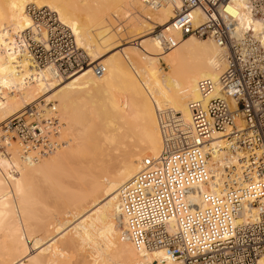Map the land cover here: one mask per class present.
<instances>
[{
  "label": "bare ground",
  "instance_id": "1",
  "mask_svg": "<svg viewBox=\"0 0 264 264\" xmlns=\"http://www.w3.org/2000/svg\"><path fill=\"white\" fill-rule=\"evenodd\" d=\"M29 3L47 6L58 13L60 21L72 29L79 47L85 48L89 56L93 55L88 68L58 78L49 69L33 66L25 53L12 50L15 34L31 23L25 12ZM140 4L152 13L141 10ZM235 6L239 27L253 29L264 44L263 22L251 16L243 1L236 0ZM196 13L197 20L201 19L202 12L198 9ZM174 15L171 5L152 10L142 0H0V125L41 103L37 108L46 117L56 109L61 122L59 139L63 143L55 152L34 161L23 156L15 134L5 132L3 124L0 126V231L5 230L4 236L10 241L9 244L4 242L5 245L1 243L3 247L0 245V257L3 253L4 257L10 256L9 262L4 258L0 259V264H53L51 260L54 259L48 261V250L54 254L57 251L55 255L50 251V257L72 256L74 246L78 247L79 254L77 252L73 258L78 259L82 252L83 262L88 260L86 264H183L170 261L162 251L138 252L126 236V223L119 204L120 188L133 180L145 158L157 157L163 150L158 112L173 108L191 124L190 102L205 103L221 95L219 88L203 95L197 83L208 78L219 85V78L227 67L225 50L212 38L200 40L194 36L184 38L170 50L165 49L155 29L161 27L164 33L180 38V33L171 27ZM120 16L131 20V28L122 30L116 25ZM152 23L157 24L153 27ZM114 49L118 51L111 57L118 56V62L106 60L102 64L106 68L104 74L97 75L94 65L101 64L99 59ZM140 50L146 60H141ZM162 61L167 64L168 72L159 66ZM102 88V101L86 99L92 89ZM102 112L103 121L99 117ZM100 120L103 123L105 120L108 131L113 132V136L108 132L102 134L104 138L112 136L108 139L115 142L109 141L113 146L118 142L115 148H109L108 139L105 140L109 147L102 146L105 143L103 135L101 138L99 130H93L97 123L102 125ZM114 122H118V133L110 129ZM92 131L100 134L95 136ZM210 143L223 149L212 151L210 165L215 177L210 185L201 186L202 191H215L222 182L223 173L233 171L240 162V153L224 148L223 134L216 133ZM34 186L40 195L36 194ZM48 192L59 203L70 207L69 211L65 209L66 213L62 212L70 218L50 221L54 226L60 224L56 230L45 224L49 227L44 229L46 239L50 240L38 246L36 241L39 242L41 236H33L35 231L28 227L25 229L29 236L24 235L21 225L24 221L25 226L34 223L33 210L37 208L34 205H42V210L50 212L56 201L48 207L45 201ZM35 195L40 199L34 198ZM36 237L39 239L35 240ZM41 238L43 242L39 243L46 242ZM30 239L34 241L33 246ZM57 241L61 243L58 247H62H56ZM54 243L58 250H53ZM50 245L54 248L50 249ZM90 246L96 250L89 252ZM81 247H90L88 253ZM83 250L87 254H83ZM93 252L99 256L89 261ZM68 262L66 264H71ZM83 262L80 264H85ZM256 264H264V254Z\"/></svg>",
  "mask_w": 264,
  "mask_h": 264
},
{
  "label": "built area",
  "instance_id": "2",
  "mask_svg": "<svg viewBox=\"0 0 264 264\" xmlns=\"http://www.w3.org/2000/svg\"><path fill=\"white\" fill-rule=\"evenodd\" d=\"M142 1L152 10L174 7L171 27L180 38L158 30L165 49L189 36L212 38L225 50L227 67L219 85L208 78L197 83L203 95L217 88L221 95L190 102L191 124L173 108L158 112L163 150L145 158L133 180L119 190L126 236L138 252L162 251L172 262L256 264L264 254V44L253 29L239 27L236 0ZM241 1L264 24V0ZM25 12L31 23L15 34L12 50L58 78L91 65L56 11L29 3ZM94 70L102 75L106 68L98 63ZM39 104L2 125L15 134L23 156L34 161L63 144L56 109L46 117ZM216 133L223 134L225 149L241 154L240 162L223 173L215 191H202L214 181L212 151L223 149L211 146Z\"/></svg>",
  "mask_w": 264,
  "mask_h": 264
},
{
  "label": "rangeland",
  "instance_id": "3",
  "mask_svg": "<svg viewBox=\"0 0 264 264\" xmlns=\"http://www.w3.org/2000/svg\"><path fill=\"white\" fill-rule=\"evenodd\" d=\"M144 8H145V7H143V5L140 4V9H141V10L146 11V13H148V14L151 12L149 9H146V8L144 9ZM151 13H152V12H151ZM155 24H157V23H152V26L155 25ZM116 25L119 26V27H121L122 30H128L129 28H131V20L128 19V18H125V17H123V16H120V17H118V21L116 22ZM153 27H154V26H153ZM153 29H154V28H153ZM155 30H156V33H157L158 30H161V27H157ZM156 33H155V34H156ZM155 34H153V35H155ZM198 39H200V38H198ZM200 40H208V39H200ZM84 49H85V48H84ZM86 51H87V50H86ZM116 51H118V49H114L113 51H110V52H108V53H105V55H104L105 57H101V60L99 59L98 62L101 63V61H102L101 64H103V62L105 63L106 60L108 61V59H112L113 62H118V56L115 57V58L111 57ZM92 56H93V55H91L90 57H91V60L93 61ZM140 56H141V60H146V59L144 58V57H145V54H144L141 50H140ZM103 60H104V61H103ZM159 66L162 67V69H163L164 71H167V72H168L169 68H168L167 64H166L164 61H162L161 64H160ZM114 81H115V80H114ZM115 82L117 83L118 80H116ZM92 90H93V91H92ZM92 90H91L90 93H87V95H86L87 98H86V99L91 98L93 101H94V99H95L96 101H97V100L102 101L103 98H104L103 88H102V89H92ZM37 103H38V102H37ZM56 103H58V102H56ZM101 115H102V117L104 118L103 112H102V114L100 113V116H99L100 118H101ZM99 117H98V118H99ZM98 118H97V119H94V120L97 121ZM103 118H101L102 121H103ZM94 120H93V123H94ZM101 120H100V122H102ZM105 122H106V121L104 120V123H105ZM96 123H97V122H96ZM104 123L102 122V125H100L99 123H97L99 126H98L97 124H96V125H97L98 127L101 126L102 129L105 127V129H106L105 131H104V129H103V130H102L101 128L99 129L98 127H96V125L93 126V128L95 127L94 129L92 128L93 130H95L96 128H97V130H99V131H97V130H96V131L101 133L100 137L104 134V132H106V133L108 132V134H109V133H110V134H111V133L113 134V132H111V130H110V132L108 131L109 128H107V126H105ZM2 124H3V123H2ZM2 124H1V125H2ZM94 124H95V123H94ZM1 125H0V126H1ZM103 125H104V127H103ZM64 126H65V125H64ZM110 129H113L115 132L117 131V133H118V122H114V127H112V128L110 127ZM62 130H63V129H62ZM113 130H112V131H113ZM97 132H96V133H93V131H92V134H96L95 136H98L100 133L97 134ZM102 133H103V134H102ZM112 134H111V135H112ZM111 135L108 136V135L106 134L105 137L108 136V138H109V137H112L114 134H113L112 136H111ZM115 136H116V135H115ZM117 136H118V135H117ZM102 137L104 138V135H103ZM102 137H101V138H102ZM61 138H62V137H61ZM96 138H97V137H96ZM108 138H104L103 141H104L105 139H108ZM99 139H100V138H99ZM115 139L118 141V138H117V137H115ZM96 140H97V139H96ZM100 141H101V143H102V139H100ZM107 141H108L109 144L107 143ZM107 141L105 140V143H102V146L106 147V145L108 144L109 146H111V147H109V146L107 145L109 148H115L114 146H115V145H118V142H117V141H116L117 144H115L114 146H113L112 144H114L115 142H112V141H110L109 139H108ZM109 141L112 142V144H110ZM98 142H99V141H98ZM99 143H100V142H99ZM101 143H100V145H101ZM105 144H106V145H105ZM49 157H50V156L45 157V158H49ZM36 182L38 183V181H35V184H36ZM35 184H34V185H35ZM38 184L40 185V182H39ZM38 184L35 185L36 188H37V186L39 187ZM35 186H34V188H35ZM40 186H41V185H40ZM36 188H35V192H36ZM38 189H39V188H38ZM37 193L39 194L38 190H37L36 194H37ZM50 194H51L50 192H48V193L46 194V196L48 195V198H47V199H46L44 196H43V198H42V196H41L42 200H44V198H45L46 203L48 202V203H47V204H48V207H50V206L52 205V203H54V201H56V202L54 203V205L51 206V208H50V212H49L48 210H45L44 208H43V210H42V208H41L42 205H40L39 207H38V205H37V206L34 205L35 207H37L36 209L33 208V209H35V210H33V212H35V215H34L35 217L33 218V222H34V223L31 224V223H32V222H31V223H30V224H31L30 226H29V225H28V226H25L26 222L24 221V224L21 225V227H22V231H23L22 233H23L24 235H28V234H29V233H28L29 231L27 230V233H28V234H27V233H26V229H25V228L28 227V229H29L30 231H31V230H34V231H35V232L33 233V236H37V237H40V236H41V237H43V239L46 240V242L44 241V243H39V242H43V241L41 240L42 238L40 237V241H39V242L36 241L38 244H40V245L37 244L38 246H41V244L43 245V244L49 242V240H50V239L48 240V238L46 239V235H47V233L45 232L44 229H45V228H49V227H47L45 224H50V223H49L50 221H52V223L55 222V221H60V220L65 221V220H64L65 217H66V218H67V217L70 218L69 215L64 216L65 213H66L65 211H66V210L69 211V210H70V207L68 206V207H69V208H68V207H67V204L62 203L61 201H60V203H59V202H58L59 200H58V199L55 200L56 198H55L53 195L49 196ZM39 195H40V194H39ZM39 195H38V196H39ZM33 196H34V195H33ZM51 197H52L54 200H53ZM34 198H36V199H37V198L40 199V196H39V197H36V195H35ZM47 200H48V201H47ZM58 203H59V204H58ZM62 204H63L64 206L66 205V206H65L66 208L63 207ZM49 205H50V206H49ZM57 206H58V208H57ZM53 207H54V208H53ZM55 207H56V208H55ZM67 208H68L69 210H68ZM65 209H66V210H65ZM44 211H45V212H44ZM60 211H61V213H60ZM36 212H37V214H38V212H39V214L37 215ZM46 212H47V213H46ZM62 212H65V213L63 214ZM46 214H47V215H46ZM36 215H37L38 217H37ZM45 215H46V216H45ZM60 215H61V216H60ZM43 216H44V217H43ZM47 216H48V218H47ZM57 216H58V217H57ZM39 217H40V218H39ZM23 218H24V217H23ZM37 218H38V220H37ZM56 218H57V219H56ZM58 218H59V219H58ZM24 219H25V218H24ZM24 219H23V220H24ZM42 221H44V222H42ZM19 223L21 224L20 221H19ZM42 223H43V224H42ZM40 224H41V225H40ZM55 224H56L57 227L54 226V225H51V224H50V225L53 226L52 228H54V229H55V228H57V229L60 228V227H58V226H60L59 223H58V224L55 223ZM50 225H49V226H50ZM61 225H62V224H61ZM45 226H46V227H45ZM65 226H66V225H65ZM65 226H63V228H65ZM61 227H62V226H61ZM30 228H32V229H30ZM39 228H41V229H39ZM42 228H43V229H42ZM37 230H38L39 232H38ZM55 230H56V229H55ZM41 231H42V232H41ZM0 232H1V234H0V235H1L0 245H1V247H3L2 244H3L4 242H5V244H7V243L9 244L10 241L7 239V236H4V234H5V230H4V232H3V231H0ZM6 232H7V231H6ZM2 233H3V234H2ZM35 233H36L37 235H35ZM2 235H3V236H2ZM28 236H29V235H28ZM37 237H36L35 240L39 239V238H37ZM44 237H45V238H44ZM99 237H100V236H98V239H99ZM2 238L4 239V241H3ZM62 238H63V237H62ZM6 240H7V241H6ZM30 240H31V239H30ZM8 241H9V242H8ZM109 241H110V240H109ZM60 242H61V240H60ZM60 242L57 241V246H56V247H58V245H59ZM62 242H63V241H62ZM101 242H102V241H101ZM1 243H2V244H1ZM29 243H30L31 246H33L34 241L31 240ZM64 243H66V242H63V244H64ZM102 243H103V245H105V242H104V241H103ZM107 243H108V242H107ZM5 244H3V245H5ZM35 244H36V243H35ZM60 244H61V243H60ZM37 245H36V246H37ZM52 245L55 247V243L52 244ZM52 245H50L51 247L49 246L50 249H53V248H54V247L52 248ZM90 245H92V243H91ZM107 245H108V244H107ZM105 246H106V245H105ZM56 247H55L53 250H58V249H56ZM59 247H62V246L60 245ZM59 247H58V248H59ZM90 247H91V248H90ZM90 247H83V248L81 247V250H82V249L87 250V249L90 248L89 252H91V249L96 250V249H94V248H95V247L97 248L96 245H95V247H94V246H90ZM99 247H101V246L99 245ZM73 248H74V249H73ZM73 248H71V249H73V251H72L73 253H72V254H73V255L75 254V255L77 256V255L79 254V252H78V247L76 248V246H74ZM67 249H68V248H67ZM47 250H48V247H47L46 251L44 250V253H47ZM68 250H69V249H68ZM68 250H67V251H68ZM81 250L79 249V251H81ZM84 250H83V251H84ZM1 251H2V250H1ZM48 251H49V254L47 253V255L49 256V260H48V259H47V260L50 261V258L54 259V261L57 260L56 262H54L53 260H51V262H53V264H55V263L57 264V263H59V261H60L61 263L63 262L62 264H66L68 261H69L68 263L71 262V264H74L73 262H76L75 264H77V263L80 264V263L83 262V259H82V258H84V257H82V256H83V255H82V252H80L81 254L79 255L81 258L78 257V259H77V257H75V259H77V261H76V260L73 258L74 256L71 254V252L68 253L67 251H65V252H67L68 254H71L72 256H70V255L67 256V254H66L65 252H63V254L65 253L66 256H67V257H66V256H65V257L62 256L63 259H62L61 256H59V255L57 254L58 257H60V259H59L57 256H56V258H55L54 256H51V257H50V253H51V252L53 253L54 251H52V250H48ZM50 251H51V252H50ZM69 251H71V250H69ZM56 252H57V251H55V254H56ZM77 252H78V254H77ZM44 253H41V254L43 255ZM52 253H51V255H52ZM58 253H59V252H58ZM84 253L87 254V253H88V250H87V253H86L85 251L83 252V254H84ZM94 253H95V252H93V254L91 255L92 258H88L89 261H90V259H91V260L94 259L95 256H97V258H98L99 255H97L96 253L94 254ZM53 254H54V253H53ZM55 254H54V255H55ZM98 254H99V253H98ZM3 255H5V254L3 253ZM3 255H2V257H0V259H4V258H5V259H6V262H7V261L9 262V260H10V256H9V258H8L7 255H6L5 257H4ZM44 255H45V254H44ZM47 255H46V256H47ZM60 255H61V253H60ZM81 255H82V256H81ZM48 256H47V258H48ZM43 257H44V256H43ZM53 257H54V258H53ZM71 257H72L73 259H72ZM88 257H90L89 254H88ZM93 257H94V258H93ZM40 258H41V256H40ZM57 258H58L59 260H58ZM65 258H66V259H65ZM70 258H71V259H70ZM79 258H80L81 260H80ZM97 258H95V259H97ZM43 259H46V258H43ZM61 259H62V261H61ZM64 259H65V260H68V261H66V263H64V262H65ZM70 260H71V261H70ZM73 260H74V261H73ZM79 260H80V261H79ZM84 260L86 261V259H84ZM85 261H84L83 263L86 264V262H87L88 260H87L86 262H85ZM93 261H95V260H93ZM61 263H59V264H61Z\"/></svg>",
  "mask_w": 264,
  "mask_h": 264
}]
</instances>
